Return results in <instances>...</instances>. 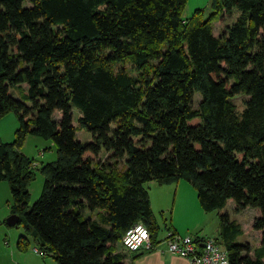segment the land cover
<instances>
[{
	"label": "trees",
	"instance_id": "16d2710c",
	"mask_svg": "<svg viewBox=\"0 0 264 264\" xmlns=\"http://www.w3.org/2000/svg\"><path fill=\"white\" fill-rule=\"evenodd\" d=\"M186 3L0 0V118L19 119L14 140L0 142V180L18 222L58 264H125L117 243L139 221L157 246L161 224L145 184L181 179L206 211L229 201L237 212L255 208L260 246L238 239L243 227L228 211L214 239L230 264H264V0H211V16L197 8L184 19ZM235 11L215 33L213 17ZM28 134L57 146L30 208L36 164L20 150Z\"/></svg>",
	"mask_w": 264,
	"mask_h": 264
},
{
	"label": "rangeland",
	"instance_id": "374dc122",
	"mask_svg": "<svg viewBox=\"0 0 264 264\" xmlns=\"http://www.w3.org/2000/svg\"><path fill=\"white\" fill-rule=\"evenodd\" d=\"M197 8H203L204 18L211 16L214 11L212 7L211 0H187L186 6L183 10V18L189 19L192 17ZM237 11H235L234 16L227 17L224 21L222 15L218 14L213 17V26L215 33H220L225 29L227 23L234 21ZM127 69H130L132 65L130 62H125ZM115 68H120L119 64L115 65ZM17 94V92H15ZM247 98L244 94L236 95L233 98V101L237 104L239 110H242L245 107V99ZM201 100V95L199 93L194 94L193 103L194 106H197ZM74 121L76 124V119L78 116V110L74 108ZM54 116L56 118L60 117V113L55 111ZM19 127V119L14 111L5 114L0 118V142H11L15 138V132ZM79 138L87 140L91 137V133L85 130L78 132ZM30 158L35 161L36 166L34 170L36 172L35 178L29 184L30 190V202L29 208L33 203L40 197L44 183H45V174L41 171L43 164L53 161L57 158V146L53 139H47L40 135L28 134L23 146L20 149ZM104 149L100 156L106 159L108 154ZM107 154V155H106ZM100 158V157H99ZM100 160V161H101ZM117 168H124V160L120 161L117 165ZM187 181V180H186ZM185 182V181H184ZM189 182V181H188ZM190 183V182H189ZM174 184V183H172ZM192 185V183H190ZM146 187L151 193L153 198L154 213L157 217L159 223L161 224L160 236L161 239L165 237L166 232L168 231L165 228L164 219L167 220V223H173V219L179 223V225H190L193 228L187 232L188 234L196 235L197 233L203 237H221V218L220 214L227 212L230 214L231 219L239 222L243 227V234L238 238L240 241L244 242H255L259 240L258 231L252 227V219L256 214L255 208L250 207L241 212L234 210L233 203H229V206H226L222 209H215L212 211H206L200 205L198 199L199 212L189 206H192L189 202L186 205L181 204L182 197L178 196V200L173 207V195L171 194L169 198L165 201L162 200L161 193L156 189L159 187V183L156 180H149L146 182ZM193 186V185H192ZM195 188V187H194ZM197 192V190H196ZM13 196L9 186V182L6 180H0V264H42L41 260H49L50 264H58L57 261L50 255H44L34 250V247H37V242L31 234H28L24 224L17 222L14 225L8 223V219L12 217L14 212H12ZM163 205H169V209L163 213L161 212V207ZM171 209H174L172 212ZM187 209V213L185 210ZM204 212H207L208 215ZM87 216H92L91 211L86 212ZM182 229H184L182 227ZM182 231V230H181ZM184 234L186 231H182ZM24 236V237H23ZM23 237V242L26 243L27 248L25 251L18 247V242ZM222 247L223 245L220 244ZM252 246V245H251ZM118 250H124L128 252L121 242L117 243Z\"/></svg>",
	"mask_w": 264,
	"mask_h": 264
},
{
	"label": "built area",
	"instance_id": "2783aa9c",
	"mask_svg": "<svg viewBox=\"0 0 264 264\" xmlns=\"http://www.w3.org/2000/svg\"><path fill=\"white\" fill-rule=\"evenodd\" d=\"M163 241L169 251L187 257L191 264H230L227 250L212 237L198 242L192 234L168 230ZM122 244L129 251L149 250L156 246L150 229L143 221L133 224L126 230ZM34 250L43 254L38 247H34Z\"/></svg>",
	"mask_w": 264,
	"mask_h": 264
},
{
	"label": "crops",
	"instance_id": "0c3cea01",
	"mask_svg": "<svg viewBox=\"0 0 264 264\" xmlns=\"http://www.w3.org/2000/svg\"><path fill=\"white\" fill-rule=\"evenodd\" d=\"M156 189L161 193V197L163 201L169 198L171 194L173 195V205H174L173 207L174 208L178 200V196L180 194V196L182 197V200H181L182 205H186V207H188L187 203L189 202L192 205L189 207L195 209L196 212L197 211L199 212V206L197 202L198 195L196 192V188H194V186H192L188 181L181 179L180 181L175 182L174 184L159 185V187ZM150 199H151L152 209L154 211V206H153L154 203H153V198H152L151 193H150ZM229 203H233L231 205H233L234 207V202L232 201H229L226 206H229L230 205ZM168 209H169V205H163V207H161V212L165 213ZM171 210L172 212H174V209H171ZM91 213L93 217H97V211H93ZM185 213H187V209L185 210ZM204 213L205 214L203 215H208L207 212H204ZM169 227L171 228V230H176L180 234H184L182 232L183 230L186 231L185 234H188L187 232L191 230L190 228H193L189 224L179 225V223L176 222L175 219H173V223L171 222ZM182 227L184 229H182ZM261 244H262V238L260 236H259L258 241H255L253 243L251 242L253 249L260 246ZM41 262L42 264H50L49 260L42 259ZM124 262L125 264H191L190 260L187 257L181 256L179 254H175L169 251L164 241L160 242L152 250L143 249V250L134 251V252L128 250V252H126V258Z\"/></svg>",
	"mask_w": 264,
	"mask_h": 264
},
{
	"label": "water",
	"instance_id": "95a60500",
	"mask_svg": "<svg viewBox=\"0 0 264 264\" xmlns=\"http://www.w3.org/2000/svg\"><path fill=\"white\" fill-rule=\"evenodd\" d=\"M19 218H20V215L17 214V213H14V214L12 215V217H10V218L8 219V223H10L11 225H14V224H16V223L19 221Z\"/></svg>",
	"mask_w": 264,
	"mask_h": 264
}]
</instances>
